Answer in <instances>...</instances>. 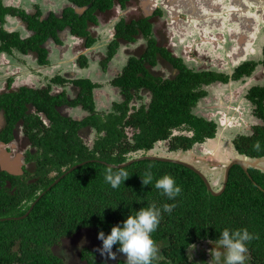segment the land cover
Wrapping results in <instances>:
<instances>
[{"label":"trees","instance_id":"1","mask_svg":"<svg viewBox=\"0 0 264 264\" xmlns=\"http://www.w3.org/2000/svg\"><path fill=\"white\" fill-rule=\"evenodd\" d=\"M90 1L92 9L96 6L107 9L112 5V0ZM6 14H20L28 22V26L35 30L39 42L44 36L41 35V30L44 29V33L52 24L51 21L40 24L36 17L4 7L0 1L1 24L4 23ZM88 18L94 20L90 15L75 18L74 30L86 35ZM55 25L61 27L59 23ZM137 27L152 46L154 41L149 37V25L142 20L127 24L119 22L118 36L131 40L132 34L137 33ZM0 40L1 48L5 50H9L10 45L25 50V44H28L27 40L19 39L18 33H8L3 28H0ZM37 44L38 42L31 47L36 48ZM156 49L146 52L142 59L130 58L122 75L112 81V84L121 89L125 99L114 103L112 111L107 114L101 115L94 111L95 85L85 79L76 81L80 91L75 100V103L91 110L84 122L63 118L54 112L49 113L45 110L47 106L43 105L41 109L46 111L53 125L44 129L42 135L29 133L32 139L46 141L42 146V157H39L41 160H37V180L22 184L11 177V185L6 187L0 179V218L23 215L31 202L42 191L45 192L24 218L0 221V264H58L59 260L51 246L60 237L81 227H94L107 234L111 226L149 202L155 201L158 205L173 203L160 195L153 185H142L139 176L149 167L154 179L170 174L182 188L173 212L163 215L157 230L152 234L160 250L153 264H196L189 260L192 245L201 242L216 244L219 232L224 228L242 227L258 236L248 244L246 260L250 264H264V173L259 169L249 167L245 171L240 166L233 165L225 190L220 195H212L202 178L192 169L179 163L150 159L134 161L124 167H112L129 174L119 188L112 189L105 183L104 173L111 166L104 162H125L130 153L148 151L159 140H168V149L176 151L190 149L195 142L215 135V124L193 114L192 109L198 98L205 94L199 89L203 83L208 84L218 78L226 81V76L193 73L182 66L180 59L162 52L179 72L174 79L153 77L144 63H155ZM254 67V62H246L236 69L233 77L250 74ZM142 87L148 88L152 93L149 104L140 103L130 107L133 93L139 98L138 90ZM21 96L15 95L17 99L13 98L12 102H17L9 104L10 110H25L24 104L18 100ZM248 98L256 104L255 114L263 123L253 126L249 135H237L233 139V145L239 154L253 159L264 157V87L253 88L248 93ZM1 102L0 105L3 104ZM13 123L10 122L4 130L8 133L6 139L11 138ZM84 123L93 126L98 133L91 149L82 143L76 131ZM127 128L133 129L131 137L127 135ZM173 130L182 133L173 134ZM257 142H260V150L254 147ZM80 162L84 163L65 174L47 190L69 166ZM51 172L55 174L51 175ZM89 262L98 264L94 260ZM118 264H123V261Z\"/></svg>","mask_w":264,"mask_h":264},{"label":"flooded vegetation","instance_id":"2","mask_svg":"<svg viewBox=\"0 0 264 264\" xmlns=\"http://www.w3.org/2000/svg\"><path fill=\"white\" fill-rule=\"evenodd\" d=\"M0 1L4 7L14 8L23 11L27 16L36 17L40 24L52 22L49 25L50 29L44 33V29L41 30V35L44 36L40 42L35 30L28 26V22L20 14H6L4 23H0V28L6 32H16L21 41H28L25 50L16 45H10L9 50H5L1 48L0 40V101L3 103L0 105V179L4 181L6 187L11 185L9 181L11 177L18 179L22 184L37 180L35 175L37 160L42 157L44 151L42 146L46 141L32 139L29 133L36 132L42 135L44 129H49L53 125L46 111L77 122H84L90 116V109L75 103L80 91L77 80L85 79L94 83V111L99 113L96 109L95 101L98 98L96 95L105 94V97H108L106 94L108 89L101 90V82L94 79H102L101 76L105 74L104 76L110 79L107 87L117 97H121L112 103V111L114 103L125 99L121 89L112 84V81L122 75L130 58L142 59L146 52L156 48L158 49L155 53V63L151 64L148 61L144 63L146 70L153 77L174 79L177 76L178 68L162 55V52H166L170 57L180 59L182 66L193 73L227 78L226 81L218 78L200 86L199 89L205 94L198 98L192 113L214 123L216 131L214 137L195 142L190 149L176 150L181 151L182 158L192 160L187 156L193 155L196 158L213 161L218 160V157L231 155L226 165L234 157L255 159L239 154L234 148L233 139L239 134H251L253 126L263 123L255 114L256 104L248 98V93L255 87H264V37L261 40L262 45L257 46L260 26H264V5L260 11L253 6L254 4L244 2L243 6L239 7L230 0H223L221 4L215 0L209 4L207 0H112V5L107 9H100L99 6L92 9L90 0ZM256 3L264 4V0H257ZM87 15L94 20L87 19L85 26L87 34L82 35L74 30L75 18ZM241 15L244 16L243 19L240 18ZM246 17H252L254 21V26L248 34L239 32L235 26L245 25ZM139 20L149 25V37L154 41L152 46L148 44L147 38L138 27L131 40L118 36L119 22L124 21L127 24ZM56 23L61 27H57ZM204 26L210 27L205 29ZM34 37L36 38L31 41ZM36 42L37 47H31ZM219 53L221 55H218ZM118 60L124 62V65L121 67L116 65ZM246 62L255 63L252 72L239 78L233 77L236 69ZM157 65L177 73L174 77L164 78L159 72L154 74L151 70ZM23 75L27 77L21 79ZM15 95H22L18 100L24 104V111L19 108L17 112L15 109H9V104L17 102H12L13 98L17 99ZM138 96L139 98L133 93L130 107L138 106L140 103L148 105L152 93L148 88L142 87L138 90ZM43 105L47 106L46 111L41 109ZM10 122H14L10 130L11 138L6 139L8 133L4 130ZM231 129L235 130V133L232 136L227 135ZM92 130L94 138L90 145L84 141V137L86 131L89 136ZM76 131L82 143L91 149L98 137L97 130L84 123ZM126 132L131 137L133 129L127 128ZM176 132L182 133L173 130V134ZM227 138L230 140L228 146L225 144L228 142ZM217 141L221 142L217 149L209 147L210 143ZM163 142L167 151L175 152L168 149V140L155 142L153 148L148 151L160 149L159 145ZM148 151L138 152H142L143 155ZM135 153H130L129 159L133 158L132 154ZM12 159L18 161L17 168L13 161L10 163ZM204 167L211 172L218 168L214 165ZM253 168L264 173V161ZM199 169L204 173L201 168ZM54 174L55 172H51V175ZM207 177L214 189L220 187L222 176L221 182L216 180L218 175L214 180L210 179L209 175ZM97 232L94 227H81L69 235L60 237L58 242L51 246L52 252L59 260L58 264H90V260L98 264L103 263L105 258L95 251L101 244L97 239ZM203 243L210 248L218 247L215 243L207 242L197 243L193 248L191 246L190 261L196 264L205 263L203 257H200L199 261L195 260L196 253H202L200 245ZM124 259L122 254H117L116 260H109L107 264H118ZM245 264L250 263L246 260Z\"/></svg>","mask_w":264,"mask_h":264},{"label":"clouds","instance_id":"3","mask_svg":"<svg viewBox=\"0 0 264 264\" xmlns=\"http://www.w3.org/2000/svg\"><path fill=\"white\" fill-rule=\"evenodd\" d=\"M254 147L260 150V142ZM128 177L127 171L114 170L112 167L107 168L104 173V181L112 189L119 188ZM139 177L142 185H153L160 195L173 203L164 202L158 205L155 201L149 202L111 226L107 234L103 230H98L97 239L101 244L95 251L105 258L103 264H107L109 260H116L117 254L125 257L123 264H153L158 254V247L152 234L157 230L163 215L173 212L182 188L170 174L154 179L151 167ZM257 238V234L249 232L246 227L224 228L216 239L218 247L209 250L210 259L207 264H245L248 244Z\"/></svg>","mask_w":264,"mask_h":264},{"label":"rangeland","instance_id":"4","mask_svg":"<svg viewBox=\"0 0 264 264\" xmlns=\"http://www.w3.org/2000/svg\"><path fill=\"white\" fill-rule=\"evenodd\" d=\"M210 26H204V28H209ZM128 54H126L127 56ZM218 55H221V53H219ZM127 58V57H125ZM116 65H119L120 67L124 65V62H122L121 60H118L116 62ZM154 74H157L158 72L160 73L161 76H163L164 78H168V77H174V75L177 73L176 71H170V69H168L167 67H162L161 65H157L156 67L152 68L151 69ZM15 72V71H14ZM17 74V73H16ZM105 75V74H104ZM104 75L101 76L102 79H94L98 82H101V90L102 89H108L106 92V94L108 95V97H105V94H101V95H96L98 98L96 99L95 103H96V109L97 111L100 113H104V112H110L111 111V105L114 101H118L121 99V97H117L114 92H112L111 89H109L107 86H108V82H110V79H108V77H105ZM107 76V75H106ZM27 76L26 75H23L21 79H25ZM245 81V80H243ZM209 90L210 87H209ZM103 92V91H102ZM101 92V93H102ZM105 92V91H104ZM101 97V98H100ZM145 101H147V99L145 98ZM200 115V114H199ZM235 133V130L231 129V132H228L227 135H230L232 136V134ZM85 137H84V141L88 144H92V140L94 138V132L92 130V132L89 134L88 136V132L86 131L85 132ZM215 139L217 140L218 139V136L215 137ZM226 141H228L227 143L225 142V144H227V146L229 145V139L227 138ZM165 143H161L159 145L160 149H153L152 151H148L146 152L147 154H151V155H161V156H166V157H171V158H178V159H182L184 161H187L189 163H192L194 165H196L198 168H201L204 173H206V176L209 175L210 179H216V176L218 175L219 177L216 179L218 180V182L220 181L221 182V176H222V173H223V168L224 166L226 165L227 163V158L228 157H218L219 159H214L213 161L211 160H206V158H196L195 156L193 155H190V156H187L188 159H192V160H186L184 158H182V155H181V151H175V152H169L166 150L165 148ZM225 147V146H224ZM212 151V150H211ZM139 155H142V152H137L135 154H132L133 157H137ZM190 157V158H189ZM230 157V156H229ZM186 158V157H185ZM202 164V165H201ZM205 165H208V166H217L218 168L214 171V172H211V170L209 171L208 169H206L204 166ZM216 248V247H214ZM200 249H202V253L199 252V253H196V256H195V260L196 261H199L200 260V257H203L204 260H205V263L204 264H207V262L209 261L210 259V254H209V250L211 249L209 247V245H206V244H201L200 245ZM200 254V255H199ZM192 258V257H191Z\"/></svg>","mask_w":264,"mask_h":264},{"label":"water","instance_id":"5","mask_svg":"<svg viewBox=\"0 0 264 264\" xmlns=\"http://www.w3.org/2000/svg\"><path fill=\"white\" fill-rule=\"evenodd\" d=\"M144 159H150V160H159V161H168V162H174V163H179L182 164L190 169H192L195 173H197L202 180L204 181L207 190L212 194V195H220L226 187L227 181H228V176H229V171L230 168L233 165H238L240 166L243 170L247 171L248 167H258V164L261 161H264V157L263 158H255L253 160H249L247 158H239V157H234L232 158L228 164L225 166L223 174H222V183L220 185V187L218 189H214V187L212 186L210 180L208 179V177L196 166H194L192 163H189L187 161L178 159V158H171V157H166V156H158V155H148V154H143V155H139L137 157H133L130 158L128 160H126L125 162L119 163V164H109L104 162L105 164L111 166V167H124L126 165L131 164L134 161H138V160H144ZM13 161V164L15 165V167L17 168L18 166V161L15 159H12L10 161V163ZM84 162H80L78 164L72 165L70 166L62 175H60L58 178H56L51 185H49L47 187V190L50 189V187L52 185H54L55 183H57L60 178H62L65 174H67L68 172H70L71 170L75 169L76 167H78L79 165L83 164ZM45 191H42L38 197L36 199H34L29 208L27 209V211L21 215V216H13V217H6V218H0V221L4 220V219H19V218H24L27 214H29V212L31 211V209L33 208V205L37 202V200L41 197V195L44 193Z\"/></svg>","mask_w":264,"mask_h":264},{"label":"crops","instance_id":"6","mask_svg":"<svg viewBox=\"0 0 264 264\" xmlns=\"http://www.w3.org/2000/svg\"><path fill=\"white\" fill-rule=\"evenodd\" d=\"M215 1H217L218 3H223V0H215ZM230 2L232 3H235L237 6H243V4H244V2L245 3H247V4H254L253 6H255L258 10H260V8L264 5V4H261V3H259V4H257L256 2H257V0H230ZM207 3L209 4V3H214V1H212V0H207ZM197 7H198V5H197ZM239 11H241V8L239 9ZM244 11H245V9H244ZM261 11V10H260ZM243 15H241L240 16V18H242L243 19ZM235 19H236V17H235ZM261 19V18H260ZM245 20H246V23H245V25H242V24H235V26H236V30H238L239 32H241V33H245V34H248L249 33V31H251V28H252V26H254V21H253V18L252 17H246L245 18ZM253 22V23H252ZM255 25H257V23H255ZM263 27V28H262ZM260 31H259V34H258V36H257V38L259 37L260 38V41H259V38H258V41H257V46L259 47V46H261L262 45V39H263V34H264V26H260ZM242 36H244V34H241ZM255 44H256V42H255ZM255 44H254V46H255ZM209 143H207V145H208ZM220 144H221V142L220 141H217V142H213V143H210V146L209 147H212V148H214V149H217L219 146H220ZM213 151V150H212ZM215 153V152H214ZM230 157H231V155H229ZM229 156H223L224 158L225 157H228L227 158V160H229Z\"/></svg>","mask_w":264,"mask_h":264}]
</instances>
